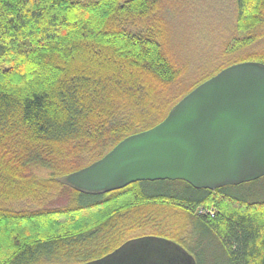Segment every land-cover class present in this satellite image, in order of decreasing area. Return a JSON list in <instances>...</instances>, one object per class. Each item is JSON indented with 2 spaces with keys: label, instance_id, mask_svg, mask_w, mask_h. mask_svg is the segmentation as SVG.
<instances>
[{
  "label": "trees",
  "instance_id": "16d2710c",
  "mask_svg": "<svg viewBox=\"0 0 264 264\" xmlns=\"http://www.w3.org/2000/svg\"><path fill=\"white\" fill-rule=\"evenodd\" d=\"M167 5L168 0H0V264L99 259L131 234L160 227L159 217L167 221L170 210L187 214V236H150L194 253L197 264H203L199 250L205 248L218 264H264V198L254 199L243 184L211 191L182 181L137 182L90 195L58 182L159 124L219 73L178 94L185 67L165 43ZM233 5L235 29L243 34L233 40L242 47L257 43L264 0ZM256 57L264 64V54ZM30 168L50 172L49 179H39L43 188L60 187L62 196L71 195L65 207L6 209L26 180L37 183ZM210 205L215 213H199Z\"/></svg>",
  "mask_w": 264,
  "mask_h": 264
},
{
  "label": "water",
  "instance_id": "95a60500",
  "mask_svg": "<svg viewBox=\"0 0 264 264\" xmlns=\"http://www.w3.org/2000/svg\"><path fill=\"white\" fill-rule=\"evenodd\" d=\"M264 177V64L245 62L204 81L149 130L58 182L101 195L137 182L182 181L217 190ZM197 264L180 245L158 237L131 239L82 264ZM134 262H132L130 260Z\"/></svg>",
  "mask_w": 264,
  "mask_h": 264
},
{
  "label": "rangeland",
  "instance_id": "374dc122",
  "mask_svg": "<svg viewBox=\"0 0 264 264\" xmlns=\"http://www.w3.org/2000/svg\"><path fill=\"white\" fill-rule=\"evenodd\" d=\"M235 16L233 0H168L166 16H164L167 28L165 43L179 63L185 67L184 78L177 87L180 96L195 84L220 72L224 67L254 62L258 54H264V27L261 28L263 37L257 43L242 47L243 45L236 41L241 39L243 34L235 29ZM234 38L236 40H233ZM29 172H32L37 183L26 180L23 184L25 189L21 193L12 195L16 196L12 198L16 200L10 199L6 209L15 212H33L39 209L63 208L68 204L71 195L65 193L62 196L63 189L60 187L50 192L46 187L39 185V179H49L48 170L30 168ZM243 185L253 194L254 199L264 198V177ZM11 190L16 191V189ZM43 191L44 194L41 193ZM22 194L25 195L22 196ZM198 211L201 212L200 214L215 213L216 208L210 205ZM168 216L170 218L167 221L163 220L164 217H159L160 227H157L155 223L156 227L133 233L128 240L141 236H153V233L160 231L176 237L187 236V214L170 210ZM187 252L196 259L194 253ZM199 253L203 264H218L212 259L211 248H205L202 252L199 250Z\"/></svg>",
  "mask_w": 264,
  "mask_h": 264
},
{
  "label": "flooded vegetation",
  "instance_id": "af4514ba",
  "mask_svg": "<svg viewBox=\"0 0 264 264\" xmlns=\"http://www.w3.org/2000/svg\"><path fill=\"white\" fill-rule=\"evenodd\" d=\"M134 239H135V238H134ZM130 240H131V239H130ZM128 241H129V240H128ZM123 244H124V243H123ZM120 246H121V245H120ZM120 246H119V247H120ZM117 248H118V247H117ZM117 248H116V249H117ZM114 250H115V249H114ZM114 250H113V251H114ZM110 253H111V252H110ZM108 254H109V253H108ZM103 257H104V256H103ZM133 257H134V261L137 260V261H138V264H142V260H143V259H141L136 253L133 254ZM101 258H102V257H101ZM95 260H96V259H95ZM130 260H131V257H130ZM92 261H93V260H92ZM131 261H132V260H131ZM132 262H133V261H132ZM133 263H134V262H133Z\"/></svg>",
  "mask_w": 264,
  "mask_h": 264
},
{
  "label": "built area",
  "instance_id": "2783aa9c",
  "mask_svg": "<svg viewBox=\"0 0 264 264\" xmlns=\"http://www.w3.org/2000/svg\"><path fill=\"white\" fill-rule=\"evenodd\" d=\"M201 213V212H200Z\"/></svg>",
  "mask_w": 264,
  "mask_h": 264
}]
</instances>
